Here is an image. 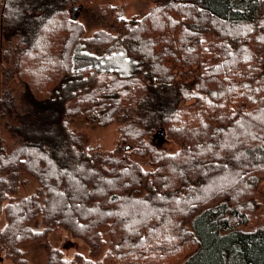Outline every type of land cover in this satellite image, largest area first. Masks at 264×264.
<instances>
[{"label":"trees","instance_id":"trees-1","mask_svg":"<svg viewBox=\"0 0 264 264\" xmlns=\"http://www.w3.org/2000/svg\"><path fill=\"white\" fill-rule=\"evenodd\" d=\"M113 1L0 0V258L29 264L41 247L47 264H264V0H148L143 17L120 10L89 35L76 10ZM82 45L146 75L76 70ZM78 117L117 122L118 147L86 148ZM4 128L22 139L11 152ZM57 230L91 258L52 248Z\"/></svg>","mask_w":264,"mask_h":264},{"label":"rangeland","instance_id":"rangeland-1","mask_svg":"<svg viewBox=\"0 0 264 264\" xmlns=\"http://www.w3.org/2000/svg\"><path fill=\"white\" fill-rule=\"evenodd\" d=\"M150 7L151 4L148 0H115L111 3H103L91 9H83V11L76 10L75 14L78 15L79 18H82L87 26L88 34L92 36V34L99 29L109 30L114 27V19L116 17L115 13H118L120 10H122V16L124 18L131 19L134 17H143L149 12ZM212 41H214V43H216L215 41H217V43L220 42L219 39H213ZM120 50L123 49L119 48L117 52H119ZM75 57L76 60H74V67L76 68V70L87 68L89 66H98L97 69L99 71L107 74L113 73L122 78L136 75L145 77L146 75V69L143 68L144 66L138 60H134L135 63H133V60L129 59L123 61V59L115 57V62L113 61L112 65L107 64L105 67H103V65H101L98 60H102V62L106 61L104 58V52L90 51L83 45L78 48L75 53ZM2 86L3 78L2 73L0 72V92ZM0 125L2 126L1 122ZM70 128L74 130V133L76 131L77 134L75 135V138L83 139V142H86L85 147L89 148L94 153H99V151L112 152L119 145L121 135L119 131L120 125L117 122L112 123L106 127H100L99 125L93 126V123H91L88 118L78 117L72 119ZM4 130L6 132H4ZM4 130L2 131V137L5 145V150L7 152H11L15 148H18L19 145H22V139L19 138V135L13 136L8 132L6 128H4ZM158 142H160L161 147H163L170 153H174L175 151L180 150V146L174 145L171 142L168 143L162 137H159ZM133 160L138 161L142 165L143 169L152 170V167L149 166V158L143 159L134 156ZM37 189V183L33 181L29 187H24L23 189H21L19 194L23 197H28L36 192ZM4 226L5 221L0 217V232L2 231ZM34 228L36 230L44 229L41 218H38L36 220V222L34 223ZM104 238L108 241L109 238L107 231L104 232ZM49 240L50 246L54 249H60L61 251H63L67 260H74L76 256H81L84 259L91 258V247L86 243V241L82 238L69 234L64 230L55 231L50 235ZM27 259L29 264H47L46 252L41 247L28 248ZM100 259L102 260V258ZM0 262L1 264H12L10 261H8V259L4 257V253H2Z\"/></svg>","mask_w":264,"mask_h":264}]
</instances>
